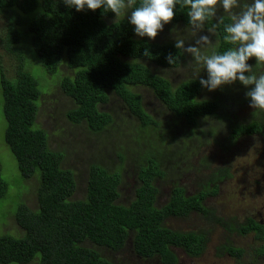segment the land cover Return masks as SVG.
<instances>
[{
	"label": "trees",
	"instance_id": "16d2710c",
	"mask_svg": "<svg viewBox=\"0 0 264 264\" xmlns=\"http://www.w3.org/2000/svg\"><path fill=\"white\" fill-rule=\"evenodd\" d=\"M187 12V7L177 5L172 22L190 25ZM0 15L5 19L4 47L19 63L13 80L6 77L0 63V102L6 123L4 141L23 179L34 177L38 186L37 209L20 204L13 216L23 234L0 235V264H29L33 260L37 264H113L86 243L117 252L129 239L137 256L158 257L163 264H175L171 248L197 258L208 243L206 232L175 230L166 225L168 219H182L192 213L226 231L239 235L253 231L258 239L264 240L263 228L252 220L234 226L205 206L204 199L213 191L210 185L226 177V169L210 172L202 189L193 195L174 186L168 202L160 207L156 205L158 191L154 180L163 173L158 154L171 163L186 149L179 146L174 152L175 147L165 143L164 138L162 148L150 146L151 151L139 171V186L127 206L117 204L119 171L111 173L97 164L88 168L84 198L73 200L74 172L62 166L63 154L50 149L47 134L35 123L42 92L25 68L26 57L32 52L48 77L56 75L61 65L73 71L71 76L59 80L62 92L73 103L67 118L73 124H85L94 133L112 121L99 110L108 101L109 92L121 99L143 127L159 128V123L145 112L140 95L133 91L145 87L186 127L195 129L206 119L227 124L224 141L215 143L228 150L242 136L256 134L264 138V111L255 110L257 114L250 123L234 121V108L249 105L246 92L225 100L202 99L206 88L200 85V78L173 86L150 66L176 68L184 60L182 50L173 43L137 38L134 26L127 19L103 9L76 12L61 0H0ZM229 23V17H221L204 24L216 34L214 54L234 47L224 40V27ZM145 49L148 56L143 54ZM169 53L173 56L171 64L166 59ZM254 73L257 75L258 71ZM213 133L207 130L201 134L213 137ZM199 135L197 143L202 142ZM3 193L0 179V198ZM222 249L232 257L241 255L237 248Z\"/></svg>",
	"mask_w": 264,
	"mask_h": 264
},
{
	"label": "rangeland",
	"instance_id": "374dc122",
	"mask_svg": "<svg viewBox=\"0 0 264 264\" xmlns=\"http://www.w3.org/2000/svg\"><path fill=\"white\" fill-rule=\"evenodd\" d=\"M252 0H239L240 7L233 9L239 13L245 4ZM130 14V13H129ZM229 17L222 5H217L214 20ZM128 20V16H121ZM230 18V17H229ZM231 21V20H230ZM201 35H208L209 42L197 44ZM156 43H173L177 39L184 40V46L195 45L201 55L214 54L217 45L216 34L213 29L194 28L192 25L169 23L154 40L148 37H137ZM6 39L5 19L0 15V63L6 77L15 78L18 61L5 47ZM184 60L176 68H161L150 66L152 71L166 78L173 86L194 79H207V72L202 63L198 64L193 56L184 51ZM35 56L30 52L26 57V70L37 81L42 92L36 116V126L45 131L51 150L63 154L62 166L74 172L76 190L73 200L83 199L86 193L88 168L97 164L111 173L119 171L120 185L117 204L127 206L133 199L135 189L139 186V171L144 165L145 158L151 147L162 148V139L175 151L179 146L186 149L181 156L170 163L163 158L160 168L161 177L154 180L158 194L156 205H165L174 186H180L188 195H193L202 189L205 179L212 171L226 169L228 174L223 179L211 184L212 194L204 199L206 207L212 209L216 216L237 226L249 219H255L258 224H264V138L260 135L240 137L228 150L215 142H223L228 134L227 124L215 120H201L197 128L186 127L182 120L176 118L162 105L151 90L145 87L133 88L140 95L145 112L159 123V128L143 127L121 99L113 92L108 93V101L99 106L100 112L108 114L112 121L102 131L94 133L85 124H73L67 118V112L73 108L72 101L62 92L59 86L60 78L71 76L73 71L61 65L59 72L48 77L36 63ZM257 75L264 74V67L257 66L255 58L248 61ZM225 92V95H221ZM245 88L239 84L224 85L222 88L201 94L202 99L220 97H239ZM234 121L250 123L257 114L251 107L234 108ZM6 123L0 102V179L4 185V193L0 198V235L21 236L23 231L13 217L20 204H25L32 210L37 209V181L32 177L24 180L17 163L4 141ZM212 130L213 137L202 136V132ZM202 139L201 143L198 142ZM170 135L172 139H170ZM202 136V137H201ZM205 140V141H203ZM177 146V147H176ZM188 148V149H187ZM192 151V152H191ZM188 152H191L188 154ZM172 153V151H171ZM166 225L175 230L206 232L208 243L204 253L197 258L187 256L181 249L171 248L175 254V264H264V247L253 232L239 235L237 232L226 231L224 227L211 224L197 213L186 218H171ZM257 230V229H256ZM264 232V229H263ZM100 255L113 264H163L158 257L145 259L137 256L129 239L124 247L113 252L105 248L96 247ZM223 247L240 249L239 257L228 255ZM29 264H37L31 261Z\"/></svg>",
	"mask_w": 264,
	"mask_h": 264
},
{
	"label": "clouds",
	"instance_id": "9594fccd",
	"mask_svg": "<svg viewBox=\"0 0 264 264\" xmlns=\"http://www.w3.org/2000/svg\"><path fill=\"white\" fill-rule=\"evenodd\" d=\"M68 8L76 12L103 9L115 17L128 16V22L134 26L137 37L154 40L164 30L165 25L175 18L177 5L187 7L189 24L202 29L206 21L216 17L217 5L229 13L231 23L224 27V40L234 45L222 54L201 55L195 45L184 46L183 39H177L174 47L193 56L198 64L202 63L207 79L200 78L199 83L208 91L233 85L239 82L247 91L249 107L264 111V74L256 75L253 66L248 63L255 58L256 64L264 67V0H252L245 4L239 13L233 9L240 7L239 0H61ZM130 13V14H129ZM209 36L201 35L197 44L208 43ZM145 56L149 55L145 49ZM173 62L171 53L166 57Z\"/></svg>",
	"mask_w": 264,
	"mask_h": 264
},
{
	"label": "flooded vegetation",
	"instance_id": "af4514ba",
	"mask_svg": "<svg viewBox=\"0 0 264 264\" xmlns=\"http://www.w3.org/2000/svg\"><path fill=\"white\" fill-rule=\"evenodd\" d=\"M249 220H252L253 222H255V223H257L256 221H255V219H249ZM248 221V220H247ZM246 221V222H247ZM246 222L245 223H242V224H246ZM258 224V223H257ZM258 225H260L263 229H264V224H258ZM251 232H253V231H251ZM254 233V232H253ZM255 234V233H254ZM255 236H256V234H255ZM257 240H260V241H262V243H263V247H264V240H261V239H258V238H256Z\"/></svg>",
	"mask_w": 264,
	"mask_h": 264
}]
</instances>
